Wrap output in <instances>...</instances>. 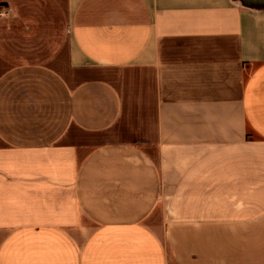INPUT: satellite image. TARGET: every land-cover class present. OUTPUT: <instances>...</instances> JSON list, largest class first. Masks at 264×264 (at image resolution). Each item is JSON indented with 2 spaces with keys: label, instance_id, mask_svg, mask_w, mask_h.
<instances>
[{
  "label": "crops",
  "instance_id": "0c3cea01",
  "mask_svg": "<svg viewBox=\"0 0 264 264\" xmlns=\"http://www.w3.org/2000/svg\"><path fill=\"white\" fill-rule=\"evenodd\" d=\"M0 264H264V0H0Z\"/></svg>",
  "mask_w": 264,
  "mask_h": 264
}]
</instances>
